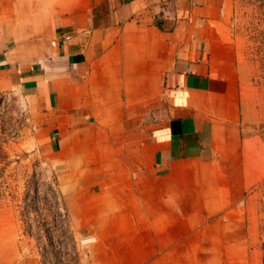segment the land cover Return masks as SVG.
<instances>
[{
    "label": "crops",
    "instance_id": "obj_1",
    "mask_svg": "<svg viewBox=\"0 0 264 264\" xmlns=\"http://www.w3.org/2000/svg\"><path fill=\"white\" fill-rule=\"evenodd\" d=\"M233 0H0L22 96L87 264H243L249 202ZM65 37H68L67 39ZM0 229V264H40Z\"/></svg>",
    "mask_w": 264,
    "mask_h": 264
},
{
    "label": "rangeland",
    "instance_id": "obj_2",
    "mask_svg": "<svg viewBox=\"0 0 264 264\" xmlns=\"http://www.w3.org/2000/svg\"><path fill=\"white\" fill-rule=\"evenodd\" d=\"M223 34L235 49L241 79L240 128L249 183L243 264H264V0H233ZM28 129L22 96L15 91L0 97V229L7 228L9 244L23 252L38 256L39 246L51 252L54 242L52 256L65 250L76 254L78 237L65 226L53 171Z\"/></svg>",
    "mask_w": 264,
    "mask_h": 264
},
{
    "label": "built area",
    "instance_id": "obj_3",
    "mask_svg": "<svg viewBox=\"0 0 264 264\" xmlns=\"http://www.w3.org/2000/svg\"><path fill=\"white\" fill-rule=\"evenodd\" d=\"M66 39L68 37H65ZM65 218H63L65 222V226L72 237H76L71 230L68 228V218L66 214L64 215ZM77 244L80 247V251L76 254L74 252H71L69 250L62 251L61 254H59L58 257L52 256L53 254L52 250L56 249V244L53 242V248L51 252H44V250L39 246L38 248H35L38 252V257L40 264H85L88 262L89 257V251L88 247L93 244L96 241V237L93 235L85 234L81 236H77ZM48 247V246H47ZM60 250V247L57 248ZM41 250V251H40Z\"/></svg>",
    "mask_w": 264,
    "mask_h": 264
}]
</instances>
